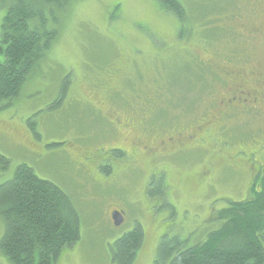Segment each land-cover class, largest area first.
Instances as JSON below:
<instances>
[{
  "label": "rangeland",
  "instance_id": "rangeland-1",
  "mask_svg": "<svg viewBox=\"0 0 264 264\" xmlns=\"http://www.w3.org/2000/svg\"><path fill=\"white\" fill-rule=\"evenodd\" d=\"M178 1L183 24L164 0H73L54 45L0 111V154L10 161L0 184L25 164L81 216L80 240L54 264H114L110 246L137 224L144 236L134 264H152L166 235L195 245L217 226L215 212L251 197L264 171V0ZM247 60L258 70L243 73ZM102 115L137 130L149 119L140 138L130 126L106 131ZM176 133L192 137L186 152L158 161L140 149L132 158V136L151 148ZM120 147L121 158L109 151ZM143 159L140 173L125 169ZM152 174L162 178L149 182ZM157 186L163 196L151 195ZM0 264L10 263L0 254Z\"/></svg>",
  "mask_w": 264,
  "mask_h": 264
},
{
  "label": "trees",
  "instance_id": "trees-1",
  "mask_svg": "<svg viewBox=\"0 0 264 264\" xmlns=\"http://www.w3.org/2000/svg\"><path fill=\"white\" fill-rule=\"evenodd\" d=\"M72 1L0 0V10H5L0 27V111L4 103L19 97L54 45L61 16ZM163 5L180 23L186 21L178 0H164ZM9 165L0 154V176ZM262 172L254 180L249 199L228 201L226 208L214 213L211 220L217 226L204 241L188 245L186 240L166 235L152 264H264ZM156 189L151 195H164L162 186ZM0 218L4 223L0 254L10 264H54L81 238V216L71 197L54 183L40 179L25 164L0 184ZM143 234L137 224L117 239L110 246L112 262L134 264Z\"/></svg>",
  "mask_w": 264,
  "mask_h": 264
},
{
  "label": "flooded vegetation",
  "instance_id": "flooded-vegetation-1",
  "mask_svg": "<svg viewBox=\"0 0 264 264\" xmlns=\"http://www.w3.org/2000/svg\"><path fill=\"white\" fill-rule=\"evenodd\" d=\"M234 62L237 63V64H240L243 61H241L239 58L233 57V58H231V63H234ZM245 63H246V65H244L245 68L244 67L242 68V70H243L242 72L243 73H245L246 68L249 69V68L253 67V66H250L251 60H247V61H245ZM255 63L260 65V59L256 60ZM258 65L256 66V68H258ZM253 68L255 70H258L255 67H253ZM250 71H252V70H250ZM237 74H241V72H237L233 76V78H236L237 80H239L240 78H239V76H237ZM240 82H242V86L239 87L238 92L242 94L240 96L241 103L242 104H248L249 102H251L252 96L249 93H246L245 90H243V84L244 83H243V81H240ZM232 86H236V85L232 84ZM235 100L236 99H234V101ZM234 101L233 100L229 101V105L227 104V106H226L227 109L231 106V104L234 106ZM222 103H224V102H222ZM253 103H255V102H253ZM102 118L109 123V126L107 125V130H106L108 132L110 131V129H111V131H113V129H114L116 133H119V130L121 132H124L122 127L127 128L129 126L130 127L134 126V125H131V123L129 122L130 119L123 118L122 116H121V118L125 120L126 124L122 122L121 118L105 117L104 115H102ZM148 119L149 118L143 116V121H141L140 124H139V126L141 128L138 127V125H137L138 130L136 128L131 127V132L133 134H137L141 138L142 133H144V131H146V126H147L146 122H147ZM143 128H144V130H143ZM177 131H179V130H177ZM165 136L166 137H163V139L153 140V142L150 143L151 148L138 147V143H137L138 142L137 141L138 137L135 138L134 136H132L133 140L130 139V141H131V145L133 147V152H135V156L132 157V158L135 160L137 154L139 153V151L141 149V150H146V152L150 155V159H155V160H158V161L166 159V158H170V157L173 159L176 154L186 152V150H187L186 149V140L188 142H190V140L192 139V137H190L188 135L186 137L184 133H176L174 135H168L167 134ZM123 139L126 141L125 138H123ZM109 151H110V153L112 155H114L117 158H121V157H123L126 154V151L122 147H120V148H110ZM136 152H138V153H136ZM146 160H147V158H146ZM143 161H144V159L142 160V162H138L136 160V162H134V163H128V165H126L125 169L128 170L131 167H133V168L138 170L137 171L138 173H140L142 171V168L139 165L143 164ZM101 167H103V166H101ZM231 168L233 169V166H231ZM98 169H101V168L98 167ZM158 175L159 174H157V175L156 174H152L150 176V178L148 179L149 182L150 181H154L156 179L160 180L159 176L161 177L162 174H160L159 176ZM255 178H256V176H254V180H255Z\"/></svg>",
  "mask_w": 264,
  "mask_h": 264
},
{
  "label": "water",
  "instance_id": "water-1",
  "mask_svg": "<svg viewBox=\"0 0 264 264\" xmlns=\"http://www.w3.org/2000/svg\"><path fill=\"white\" fill-rule=\"evenodd\" d=\"M113 220L116 227H120L123 224V216L119 212L113 214Z\"/></svg>",
  "mask_w": 264,
  "mask_h": 264
}]
</instances>
